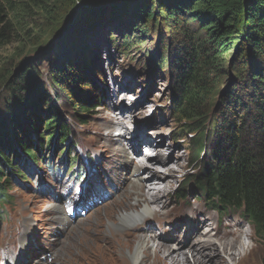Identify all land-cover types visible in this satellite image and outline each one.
<instances>
[{
	"label": "trees",
	"instance_id": "trees-1",
	"mask_svg": "<svg viewBox=\"0 0 264 264\" xmlns=\"http://www.w3.org/2000/svg\"><path fill=\"white\" fill-rule=\"evenodd\" d=\"M77 1L67 0L57 17L53 0H0V49L14 40L22 42L21 33L26 35L28 25L25 20L36 10L54 19L47 38L30 51L29 56L34 57L21 61L16 72L0 79V208L12 203L8 193L11 178L25 180L28 172L41 176L44 171L54 180L64 170L60 165L68 166V175H73L80 160L71 121L68 115L64 119L59 116L56 102L48 97L36 71V65L42 63L38 53L42 45L53 38L67 10ZM110 3V10L94 17L78 16L73 31L46 48L43 58L48 62L53 59L47 51L54 44L57 51L52 53L59 52L62 58L54 66L51 63L49 88L58 90L56 97L72 92L76 97L72 119L87 125L89 114L105 105L102 78L95 75L99 56L95 62L96 46L90 37L110 23H126L140 34L152 31L158 21L170 24L174 50L168 43L165 47L170 50V75L176 79L175 113L185 128L184 136L189 134L191 145L199 148L194 160H202L206 140L212 141L208 156L188 181L218 217L237 214L257 238L264 240V0ZM164 40L160 39L162 44H166ZM230 50L234 56L224 70L222 57ZM225 74L227 85L209 106V94L219 87V79ZM57 150L62 159L56 166ZM71 153H75L74 162ZM184 194L179 191L177 196L182 199Z\"/></svg>",
	"mask_w": 264,
	"mask_h": 264
},
{
	"label": "rangeland",
	"instance_id": "rangeland-1",
	"mask_svg": "<svg viewBox=\"0 0 264 264\" xmlns=\"http://www.w3.org/2000/svg\"><path fill=\"white\" fill-rule=\"evenodd\" d=\"M53 2L54 14L58 17L67 0H53ZM53 20L49 13L45 14L41 10H36L31 17L25 20L28 25L26 26V35L23 36L21 33L22 42L18 43L14 40L0 49V79L14 70L22 59L21 55L22 57L30 55V51L38 48L37 46L47 38ZM158 23L160 24L158 25ZM112 24L104 26L105 28L100 33L90 37L93 45L96 46L93 52L95 62L99 56L100 63L97 67L98 71L95 70V75L102 78L100 89L103 91L102 97L105 105L89 114L90 120L85 126H81L72 119L71 108L76 101L72 92H65L62 94L63 97H56L59 96L58 90L49 88L51 63L54 66L55 62H60L62 58L59 52L52 53L53 50L57 51L54 44L47 51V54L53 59L52 62H48L43 58L46 47L41 44L42 48L38 53H41L42 63L36 65V71L41 79L39 82L45 84L47 95H50L48 97L56 102L55 106L59 110V116L62 114L64 119L68 115L71 121L69 127H72L74 131L72 139L81 142L80 147L84 155L82 163L87 167V171H85L87 182L81 185L75 179L74 174L69 177L67 172L69 167L64 168L62 165H60V169L64 170L55 176L54 180H49L51 179L50 174L46 175L44 171L41 176L28 172L25 180L11 178L9 181L11 187L8 193L12 203L0 208L2 211L0 216V264H64V259L61 257L63 251L66 252L64 258H70L75 262L74 264H106V262L107 264H127L126 251L133 246L136 237L131 241L123 240L118 230L113 231L114 233L109 236V231L106 230V226L109 227V224L104 223L105 214L110 221H115L114 215L118 211L117 207L130 202V199L125 196L126 188L133 180L130 173L131 168L142 162L131 157L133 143L139 147V153H147L149 150L142 149L143 146L147 148H151V146L142 140L146 139L153 143L159 138L164 140V146L159 147L163 151L162 161L166 162L167 160L166 166H169L167 169L172 167L171 170L176 176L171 178L175 179L173 188L162 199L163 205L155 206L157 209H162V207H167V209L161 212L158 221L151 218L147 226L145 225L143 228L146 227L145 230H147L148 227H153V233L157 239H166L177 228H179L178 232L184 233L185 229H183L184 231L181 229L183 227L182 219L178 218L180 216L178 214L183 212L184 202L189 200L190 204L192 203L202 211L205 210L203 215L196 217V220L203 217L208 218L209 223H207L213 225V235L221 230L228 217L229 221L238 219L242 223V231L248 233L245 238L242 237L243 241L250 247V251L246 253V257L240 264H264V240L257 238L250 227L237 216L218 218L214 212L207 209L210 204L195 197L198 195V190L192 188L190 183L186 184L191 175L197 174L200 162L208 156L212 141L211 139L206 140L208 141L205 146L206 154L202 160H194L193 154H197L199 148L191 145V136L189 134L184 136L183 123L178 121L174 106L177 95L174 91L176 79L175 75H170L167 64L170 50L165 45L168 43L174 50L171 43L174 38L173 27L166 24L165 21H158L152 31L140 34L139 31L134 32L131 27L128 28L126 23L118 26ZM139 27L142 28L143 25ZM162 38L165 39L166 44H162ZM233 56L232 50L223 55L221 67L224 70L229 66ZM89 73L91 74V72ZM227 81L226 74L219 79V87L209 94L210 97L207 100L209 106H212L215 99L220 96ZM130 93L133 95H128ZM118 95L122 96L118 97ZM131 98L133 100H130ZM140 98L144 99L143 101L148 107L145 113L138 111L135 113L139 117L142 116L140 122H129L128 117L122 121L120 129H117L119 132H114L112 128L117 125V120L114 118V122H112V118L119 117L118 109H122V114L130 111L133 106L140 105ZM50 119L51 117H46L47 121ZM151 122L154 124L151 125ZM159 129L161 137L158 138L156 134ZM138 137L141 139L138 140ZM135 138L137 143L134 141ZM120 149L125 151V155L120 152ZM58 151L54 160L56 166L58 160L62 159V154L60 155V151ZM150 153L157 152L152 150ZM71 156H73L72 153ZM87 159L92 161V164L86 165L85 160ZM165 171L167 172L164 170L162 173L165 174ZM145 175L146 172L141 173L142 181L146 176L148 177ZM159 175L157 174V176ZM144 181L150 187L153 186L154 180L147 181L145 179ZM177 190L185 192L184 199L174 197ZM72 206L73 208H71ZM167 211L171 213L166 214ZM52 216L67 222L66 227L55 223ZM4 218L7 220L5 223L1 222ZM218 221L220 226H216ZM206 229L207 227H203L198 231L202 233ZM93 230L101 231L94 235ZM227 231V229L222 230L224 236ZM144 233L149 235V232L145 231ZM81 237L82 239H80ZM102 240H106V242ZM221 240L214 242L219 245L218 241ZM193 241L194 239H191L190 246L188 245L184 249L189 250L194 244ZM74 247H77L82 254L81 257L75 252ZM227 261L229 260L227 259Z\"/></svg>",
	"mask_w": 264,
	"mask_h": 264
},
{
	"label": "bare ground",
	"instance_id": "bare-ground-1",
	"mask_svg": "<svg viewBox=\"0 0 264 264\" xmlns=\"http://www.w3.org/2000/svg\"><path fill=\"white\" fill-rule=\"evenodd\" d=\"M120 96L118 95V97ZM130 100L133 99L131 98ZM143 100L142 98H140L139 100L140 105L138 107L133 106L130 111H126L123 114L121 112L122 109L120 108L118 109L117 114L119 117L114 116L112 118V122H114V118H116L117 120V125L114 128H112L114 131L116 130L115 132H118L117 129H120L119 127H121L122 121L128 117H129V122H137V121L138 123L140 122L139 120H141L142 116L139 117L135 113L137 111L140 113L147 112L148 107L145 104V101ZM150 124L153 125L154 123L151 122ZM148 126L150 125L148 124ZM125 133L127 134L128 132ZM159 134H161L160 129L157 130V134H156L158 138L161 137L159 136ZM140 139L138 137V140ZM134 141L137 143L136 138L134 139ZM142 142L148 143L149 144L148 146H151V148L148 147L149 151L147 152V154L142 152L138 155L137 153L139 152V147L135 145V143H133L131 157L132 155H138V157L136 158L139 159V161L142 160V158H147V159L142 160L140 164L138 163L139 165L138 164L134 165L131 168L130 173L133 180L129 183V186L126 188L127 193L125 196V198L130 199L129 200L130 202L129 203L126 202L127 204L117 207L118 211L114 215L115 221H110L107 214H105L106 219L104 221V223L109 224V227L106 226V230L109 231V236H111L115 231L118 230V233L121 234V238L123 240L131 241L136 237L133 246L128 248L126 251V257L128 258L126 263L127 264H240L241 262H243V259L246 257V253L250 251V247L249 244H246V242L243 241V239L248 235V233L246 231H242L241 229L242 223L238 219H232L229 221V217H228L226 223L222 226L221 230L217 231L216 235H213L212 234L213 225L208 224L209 223L208 218L203 217L202 219L196 220V217L203 215L205 213V210L202 211L198 209L192 203L190 204L189 200L185 201L184 203L185 209L183 210V212L181 214H178L180 215L178 218L182 219L181 223L183 227L181 229L182 230L185 229V231L183 230L184 233L178 232L179 228H177L174 230L175 232H171L170 233L171 235L166 237V239H157L156 238L157 236L155 237L153 233V229H152L153 227L150 226L147 228V230H145L146 227L143 228L145 225L147 226L151 218H153L155 221H158L161 212L167 209V207H162V209H157L156 207H160L159 205L161 204L163 205L162 199L166 195H168L170 190H172L173 188V182L175 179L172 180L171 178L175 177L176 175L174 174L173 170H171L172 167L169 168V170L167 169L169 167L166 166L167 160L165 159L166 162L162 161L163 151L162 148H159L164 146V140L162 138L153 141V143L152 141L150 142L149 140L146 139H143ZM152 150L153 152H157V153H150L152 152ZM120 152H123L125 155V151L123 149H120ZM126 163L128 164L127 160ZM179 167L180 166L178 165V168ZM163 169L167 170V172L165 171L166 172L165 174H163L164 173ZM177 169L174 170L177 171ZM161 170H163L162 171L163 173L161 172ZM142 172H146V175H148V177L146 175H145L146 177L144 176L147 181L150 179L154 180L152 187L147 185V182L144 181L145 179L143 181L141 180ZM157 174L160 175L157 176ZM170 213L171 212L168 213L167 211L166 214H170ZM146 216H148L149 218H147ZM52 219L55 223H58L64 227H66L67 225V222H63L58 217L52 216ZM102 227L104 228V225ZM203 227H207V229L204 232L200 233L198 230ZM223 229L228 230L225 236L224 233L222 232ZM100 231L101 230H97V231L93 230V233L95 235L98 234ZM145 231L149 232L148 233L149 235H146L144 233ZM82 237L80 239H82ZM191 239H194L193 241L194 244L192 243L193 245L190 247L189 250L184 249V247L189 245ZM216 240H221L218 241L220 246L217 245L216 242H214ZM102 241L106 242V240H102ZM79 243L81 244V241ZM85 246L87 248V245ZM74 250L76 253L79 254L78 255L79 257L82 256V254L79 252L77 247H74ZM184 250H187L188 252L187 251L185 252ZM61 255H62L61 257H63L62 259H64L63 261L64 264L75 263L68 257L64 258L66 252L63 251ZM226 258L229 261H227Z\"/></svg>",
	"mask_w": 264,
	"mask_h": 264
},
{
	"label": "water",
	"instance_id": "water-1",
	"mask_svg": "<svg viewBox=\"0 0 264 264\" xmlns=\"http://www.w3.org/2000/svg\"><path fill=\"white\" fill-rule=\"evenodd\" d=\"M116 0H109L107 2H102L98 0H79L74 5H72L66 12L63 21L60 23L59 28L56 34L53 35V38L44 46L50 47L52 43L64 38L67 36L73 29L75 28V20L78 16L87 14L89 17H94L97 14H100L102 11L105 12L110 10V2ZM65 12V11H64ZM29 57V58H28ZM31 59V56L26 55L21 59V61H28ZM20 61V62H21ZM20 64V63H19ZM18 64V65H19ZM17 65V66H18ZM15 67L14 72H16L19 68ZM2 88V87H1Z\"/></svg>",
	"mask_w": 264,
	"mask_h": 264
}]
</instances>
